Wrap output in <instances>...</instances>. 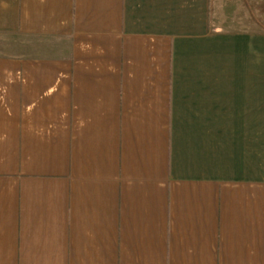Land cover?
<instances>
[{
	"label": "crops",
	"instance_id": "obj_1",
	"mask_svg": "<svg viewBox=\"0 0 264 264\" xmlns=\"http://www.w3.org/2000/svg\"><path fill=\"white\" fill-rule=\"evenodd\" d=\"M259 0H0V264H264Z\"/></svg>",
	"mask_w": 264,
	"mask_h": 264
},
{
	"label": "rangeland",
	"instance_id": "obj_2",
	"mask_svg": "<svg viewBox=\"0 0 264 264\" xmlns=\"http://www.w3.org/2000/svg\"><path fill=\"white\" fill-rule=\"evenodd\" d=\"M259 1H260L259 3L260 12L258 16H259L261 26L264 27V0H259Z\"/></svg>",
	"mask_w": 264,
	"mask_h": 264
}]
</instances>
